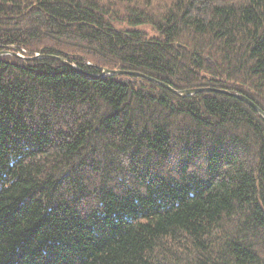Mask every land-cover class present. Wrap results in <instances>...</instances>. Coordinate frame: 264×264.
I'll list each match as a JSON object with an SVG mask.
<instances>
[{
	"label": "trees",
	"instance_id": "16d2710c",
	"mask_svg": "<svg viewBox=\"0 0 264 264\" xmlns=\"http://www.w3.org/2000/svg\"><path fill=\"white\" fill-rule=\"evenodd\" d=\"M0 264H264V0H0ZM92 64V66H89Z\"/></svg>",
	"mask_w": 264,
	"mask_h": 264
},
{
	"label": "water",
	"instance_id": "95a60500",
	"mask_svg": "<svg viewBox=\"0 0 264 264\" xmlns=\"http://www.w3.org/2000/svg\"><path fill=\"white\" fill-rule=\"evenodd\" d=\"M5 55H14L18 58L27 59V60H36V59H40V58L56 59V60H60L61 62H63L64 64H66L68 66H71L70 64H68V62L65 59L57 57V56H52V55L42 56V55L38 54V55H36V57H33V58H25V57H23L17 53H14V54L8 53V52L0 53V56H5ZM89 66H92V64H89ZM71 67L76 68L75 66H71ZM120 75H129V76L144 78V79H146V80H148L154 84H157V85L171 91L175 95L182 97V98L190 97V96H193V95L199 94V93H208V92H219V93L227 94V95L233 96V97L243 101L244 103H246L247 105L252 107L261 116V118L264 120V112L256 104H254L251 100H249L248 98H246L245 96H243L241 94H230V93L225 92V91H217V90H211V89H192V90H185V91H176L172 87H170L169 85H166L162 82H159L153 78L145 76L141 73L128 72V71L105 69L103 71L102 76H120Z\"/></svg>",
	"mask_w": 264,
	"mask_h": 264
}]
</instances>
